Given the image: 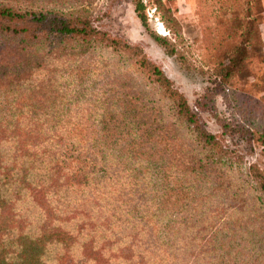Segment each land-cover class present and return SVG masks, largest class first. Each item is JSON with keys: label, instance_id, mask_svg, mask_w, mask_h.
Segmentation results:
<instances>
[{"label": "trees", "instance_id": "trees-1", "mask_svg": "<svg viewBox=\"0 0 264 264\" xmlns=\"http://www.w3.org/2000/svg\"><path fill=\"white\" fill-rule=\"evenodd\" d=\"M91 1L0 0V264H264L263 172L200 125L139 47L99 30ZM224 2L238 42L210 78L228 92L246 62L264 63V41L256 0ZM131 3L181 61L163 1ZM148 6L168 36L149 30ZM246 131L264 147V129ZM220 232L246 253L227 258Z\"/></svg>", "mask_w": 264, "mask_h": 264}, {"label": "rangeland", "instance_id": "rangeland-1", "mask_svg": "<svg viewBox=\"0 0 264 264\" xmlns=\"http://www.w3.org/2000/svg\"><path fill=\"white\" fill-rule=\"evenodd\" d=\"M162 1L177 23L176 30L180 35L177 50L182 55L181 61L166 55L162 48L149 38L132 11L131 0H92L87 7L94 18L93 24L99 30L129 45L139 47L147 59L161 69L173 87L184 97L200 125L214 135L227 150L241 157L244 167L254 164L264 174V147L254 142L250 132L246 131L264 129V93L260 90L261 86H264V63L259 64L256 58L246 62L239 76L230 79L228 92L211 83L213 77L210 76L217 62L226 64V61H223L224 52L238 42L236 38L225 39L224 13L228 6L224 1L227 0ZM229 1L240 5L243 0ZM256 5L259 11L260 0H256ZM145 10L147 24L153 21L157 28L153 30L148 25L149 30L168 36L153 7L148 6ZM262 53L264 58V47ZM67 84L68 90L76 96L90 92L85 82L68 80ZM76 99L81 104V100ZM213 113L234 131L242 128L244 132L232 131L223 134ZM212 230L208 233V238ZM253 232L249 230V233ZM220 233L224 243L223 253L227 258H240L239 254L246 253L244 247L240 249L243 238L234 235L235 239L228 241L224 239L222 232ZM225 235L229 237L228 231H225Z\"/></svg>", "mask_w": 264, "mask_h": 264}, {"label": "crops", "instance_id": "crops-1", "mask_svg": "<svg viewBox=\"0 0 264 264\" xmlns=\"http://www.w3.org/2000/svg\"><path fill=\"white\" fill-rule=\"evenodd\" d=\"M259 11L261 15V22L259 25L260 36L261 39L264 41V0H260Z\"/></svg>", "mask_w": 264, "mask_h": 264}, {"label": "water", "instance_id": "water-1", "mask_svg": "<svg viewBox=\"0 0 264 264\" xmlns=\"http://www.w3.org/2000/svg\"><path fill=\"white\" fill-rule=\"evenodd\" d=\"M153 30H156V24L153 21H150L148 24Z\"/></svg>", "mask_w": 264, "mask_h": 264}]
</instances>
